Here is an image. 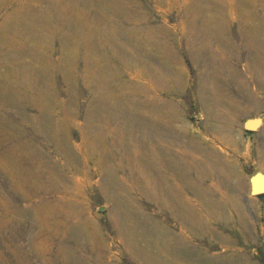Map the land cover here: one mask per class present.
<instances>
[{"label": "rangeland", "instance_id": "374dc122", "mask_svg": "<svg viewBox=\"0 0 264 264\" xmlns=\"http://www.w3.org/2000/svg\"><path fill=\"white\" fill-rule=\"evenodd\" d=\"M76 1L0 0V264H264V0Z\"/></svg>", "mask_w": 264, "mask_h": 264}, {"label": "bare ground", "instance_id": "6f19581e", "mask_svg": "<svg viewBox=\"0 0 264 264\" xmlns=\"http://www.w3.org/2000/svg\"><path fill=\"white\" fill-rule=\"evenodd\" d=\"M55 1V4H56V7L57 6H59L58 8H59V11H61L62 12V18H64V19H67L68 17H67V14H68V12L69 11H74L75 10V7H76V4L78 3L76 0H72L73 1V3L70 1V0H68V1H64V0H54ZM78 5V4H77ZM18 9V8H17ZM12 13H10V15H11ZM82 17V16H81ZM89 22V21H88ZM252 40V39H251ZM254 41V40H253ZM256 44V43H255ZM254 46V48H256L255 47V45H253ZM262 54H264V50H263V52H262ZM63 56V55H62ZM253 61H254V63H255V65L256 64H260L261 63V61L256 57V54H255V56H254V58H253ZM252 71H253V73H255V69H252ZM147 72V71H146ZM152 74V73H151ZM158 80H160L159 79V76H158V74L157 73H155V74H153V76H152V78H151V82H152V84H154V85H156L157 86V82H158ZM241 85V84H240ZM138 88V89H137ZM134 89H137V91L138 90H140L141 91V89H139V87L138 86H134ZM142 91H144V90H142ZM214 99V98H213ZM160 99H156V97H152L149 101H148V104H151L152 106H153V108H155V109H157V111H154V113L156 114V115H154L153 116V118H152V121L150 120V122L151 123H153V125H154V123H155V125L154 126H156V124H157V122L156 121H159V120H161V119H164V118H167V117H169L168 118V120L171 118V112H168V114H166V113H164V111H159V109H158V107H160V104H161V102L159 101ZM144 101V100H143ZM219 101V100H218ZM126 103H127V101H126ZM129 104V103H128ZM140 106H143V104L141 103L140 104ZM141 112V111H140ZM141 114H143V113H141ZM139 115V114H138ZM142 116V115H141ZM140 116V117H141ZM164 117V118H163ZM148 119H149V117H148ZM171 120V119H170ZM137 122H136V124L138 123V120H136ZM148 121V120H147ZM158 132V131H157ZM163 134V133H162ZM98 136H96V138H97ZM100 139V138H99ZM98 139V140H99ZM92 143L93 144H95L96 143V141H95V139H92ZM178 145L179 146H181V144L180 143H178ZM161 150L162 149H160L159 147H152L151 148V150H150V155H151V160L153 159V161L155 160V161H159V162H163V163H165V158L163 157V155H162V153H161ZM140 159V158H139ZM141 162H143L142 160H141ZM147 166V165H146ZM148 166L150 167L151 166V163L150 162H148ZM220 171V170H219ZM156 172V171H155ZM156 174H158L157 172H156ZM160 175H158V177H159ZM156 176L155 175H150V177H149V182L154 186V187H156L157 186V179L155 178ZM179 178H180V180H181V177L180 176H178ZM162 183V182H161ZM164 184V183H163ZM162 192V193H161ZM161 192H160V190H158L156 193V196H158V197H160V198H167L168 196H167V193L170 195L169 197L170 198H173L174 197V193L175 192H173V191H171L170 189H167V193L164 191V188H163V190L161 189ZM171 196H173V197H171ZM172 201V200H171ZM175 205V204H174Z\"/></svg>", "mask_w": 264, "mask_h": 264}, {"label": "water", "instance_id": "95a60500", "mask_svg": "<svg viewBox=\"0 0 264 264\" xmlns=\"http://www.w3.org/2000/svg\"><path fill=\"white\" fill-rule=\"evenodd\" d=\"M250 121H252L253 126L250 127L247 125V123H249ZM251 123V122H250ZM261 124V117H250L247 118L244 123L243 126L247 129V130H256L253 129L256 125L257 128L260 126ZM249 184H250V188H249V193L251 195H259L264 193V173L263 172H256L253 175L249 176Z\"/></svg>", "mask_w": 264, "mask_h": 264}]
</instances>
